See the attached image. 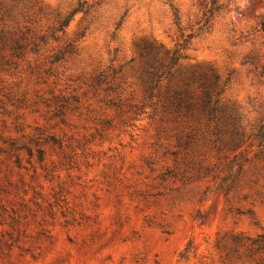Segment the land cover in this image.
Instances as JSON below:
<instances>
[{
  "label": "rangeland",
  "instance_id": "obj_1",
  "mask_svg": "<svg viewBox=\"0 0 264 264\" xmlns=\"http://www.w3.org/2000/svg\"><path fill=\"white\" fill-rule=\"evenodd\" d=\"M80 2L89 14L40 55L2 52L13 64L0 70V264H224L218 236L264 232V146L247 138L222 155L248 160L225 194L227 161L210 144L187 154L175 126L131 109L144 100L137 46L174 50L189 36L176 73L212 67L222 105L250 137L264 119V0H0V31L51 37ZM81 32L77 54L51 65ZM109 70L116 92L95 95L91 79ZM60 93L82 104L65 123Z\"/></svg>",
  "mask_w": 264,
  "mask_h": 264
},
{
  "label": "trees",
  "instance_id": "obj_2",
  "mask_svg": "<svg viewBox=\"0 0 264 264\" xmlns=\"http://www.w3.org/2000/svg\"><path fill=\"white\" fill-rule=\"evenodd\" d=\"M203 7H208L204 1ZM215 10L206 12L205 17L210 19ZM90 6L86 2H80L68 16L58 15L56 18L58 27L54 30L51 37L33 36L25 34H10L4 30L0 31V70L11 66L13 63L2 52L10 50L12 58L23 59L29 53L40 55L45 50L50 41L59 42L57 34H66L74 18L83 14L87 16ZM175 21L179 24L180 19L175 12ZM85 37L81 32L76 35L75 40L71 41L64 49H60L49 56L50 64L55 65L63 62L67 57H71L78 52V43ZM189 36L184 43L177 46L174 50L165 49L163 46H154L143 42L139 46L138 55L141 62V77L144 89V100L140 107L135 106L138 114H146L152 110L154 115H160L162 122L171 123L175 126L174 137L179 148L184 152H191L192 146L201 142H207L217 153V158L226 160L222 172L226 181L224 193L229 190V181L234 179L233 170L238 167V172L243 170V163L248 162L242 156H236L229 160L226 153H235L245 143L247 138L254 139L258 148L264 146V119L257 126L256 130L248 137L239 127V120L234 117L221 103L226 84L222 82L221 76L212 67H198L186 72L177 74L176 68L180 67V62L186 59L184 51L189 42ZM54 51V50H53ZM101 71L92 79L89 87L95 92H104L108 98L110 94L116 92L113 86V79L116 70ZM57 113L63 123L68 112L78 113L81 109V100L76 96H66L63 93L54 96ZM110 104L116 106L110 101ZM122 111V110H121ZM137 114V113H136ZM48 144L62 147V144L54 138L47 140ZM13 151H20L12 145ZM31 159L35 157L34 150L27 149ZM38 161L44 163L46 153L43 149L36 150ZM17 162L20 164L22 159L16 155ZM200 172L210 174L211 168L206 167L203 161L198 163ZM224 264H236L245 262L248 264H264V232L256 236L245 233H230L218 236L215 247ZM189 252L186 250L183 256L188 259Z\"/></svg>",
  "mask_w": 264,
  "mask_h": 264
}]
</instances>
